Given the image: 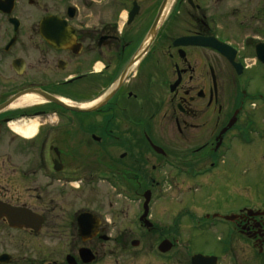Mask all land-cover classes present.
Returning <instances> with one entry per match:
<instances>
[{
	"label": "flooded vegetation",
	"instance_id": "1",
	"mask_svg": "<svg viewBox=\"0 0 264 264\" xmlns=\"http://www.w3.org/2000/svg\"><path fill=\"white\" fill-rule=\"evenodd\" d=\"M254 66L264 0H0L1 264H154L181 247L177 264H264V209L156 199L253 146L240 78ZM102 180L114 199L92 198ZM10 209L37 228L12 226ZM217 222L220 254L194 250Z\"/></svg>",
	"mask_w": 264,
	"mask_h": 264
},
{
	"label": "rangeland",
	"instance_id": "2",
	"mask_svg": "<svg viewBox=\"0 0 264 264\" xmlns=\"http://www.w3.org/2000/svg\"><path fill=\"white\" fill-rule=\"evenodd\" d=\"M240 80L249 100L258 106L254 112L258 123L255 128L252 127L245 133L246 136H253L252 140L255 141L253 146L251 144L245 149L240 143L235 144L232 152L230 151L222 159V164L215 173L198 177L193 181L185 177L174 179V182L184 183L187 189L184 188L181 192L170 190L164 193L167 196L156 198L157 200H194L186 203L184 209L191 213L195 211L198 214H202L204 211L210 213L232 211L239 207H250L254 210L264 209V69L261 66H254L248 69ZM90 142L92 141L90 140ZM91 150L94 151V149ZM241 154L247 155L243 157ZM172 182L170 179V184ZM189 186L191 189L188 190ZM95 188L92 190V198L105 194L106 201L114 199L115 192L109 183L102 180ZM197 213L194 215L197 216ZM185 221L188 223L196 222L190 217ZM216 224L217 226L214 225L211 230L199 231L193 239L192 248L194 250L220 254L222 245L217 242L216 238L220 235L224 236L225 239L227 238L222 233L226 227L219 222ZM0 232H2L1 229ZM238 244L241 245V243ZM182 248L179 249L186 255L187 253ZM179 249L175 252L172 251L174 253L168 256L161 255V257L155 253L154 264H169L171 261L177 264L175 256ZM246 257L243 254L237 255L236 261L243 263Z\"/></svg>",
	"mask_w": 264,
	"mask_h": 264
},
{
	"label": "water",
	"instance_id": "3",
	"mask_svg": "<svg viewBox=\"0 0 264 264\" xmlns=\"http://www.w3.org/2000/svg\"><path fill=\"white\" fill-rule=\"evenodd\" d=\"M55 100L61 103V99L55 98ZM105 100L106 99L101 101L98 105L103 104L105 102ZM98 105L93 106L92 108L81 109V110H83V111L93 110ZM150 195H151V192H150ZM147 199H149V197H147ZM6 211H8V208H7V210H6V208H4V212H6ZM19 215L22 216V214L19 213V210L10 209V217L9 218H10V222H11L12 226H18V227H22V226H27L28 227V226H30V227H35V225H33V223H29V222L24 223L25 221H20ZM84 216H85V214H82L79 217V220H80L79 223L83 224V226L86 225V223L81 222L82 218ZM234 217H235V215H231V216H227L226 218L229 219V220H233ZM83 226H81V230L82 231L83 230L87 231L86 229H83ZM35 228H37V227H35ZM159 248H160L161 251L166 252V251H168L171 248V244L167 240H164L160 244ZM216 260H217L216 257H207V256H203L201 254H197V255L193 256V264H216Z\"/></svg>",
	"mask_w": 264,
	"mask_h": 264
},
{
	"label": "bare ground",
	"instance_id": "4",
	"mask_svg": "<svg viewBox=\"0 0 264 264\" xmlns=\"http://www.w3.org/2000/svg\"><path fill=\"white\" fill-rule=\"evenodd\" d=\"M65 100L68 101V102H70V101L67 100V99H65ZM19 103H20L21 105H23V104L25 105V104H27V103H30V101H28L27 99L24 98V99L21 100ZM28 130H29V132H28L27 134H29L30 136L34 134V131H35L34 128H32V129H28ZM29 135H28V136H29Z\"/></svg>",
	"mask_w": 264,
	"mask_h": 264
}]
</instances>
